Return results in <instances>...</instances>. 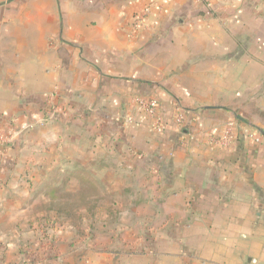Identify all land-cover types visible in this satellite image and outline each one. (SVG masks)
Returning <instances> with one entry per match:
<instances>
[{
	"label": "crops",
	"instance_id": "0c3cea01",
	"mask_svg": "<svg viewBox=\"0 0 264 264\" xmlns=\"http://www.w3.org/2000/svg\"><path fill=\"white\" fill-rule=\"evenodd\" d=\"M231 123L236 142L209 144ZM0 245L17 263L264 264V0H0Z\"/></svg>",
	"mask_w": 264,
	"mask_h": 264
},
{
	"label": "built area",
	"instance_id": "2783aa9c",
	"mask_svg": "<svg viewBox=\"0 0 264 264\" xmlns=\"http://www.w3.org/2000/svg\"><path fill=\"white\" fill-rule=\"evenodd\" d=\"M149 11L148 7H145L142 12L136 17L135 25H138L143 19L144 15ZM134 105L139 113L144 114L150 121V129L156 132H162L165 128V124L162 116L158 111V101L156 98H146L136 96L134 98ZM182 120V116L178 117V121ZM242 136L254 143L260 142L261 138L254 130L246 129L242 132ZM238 140V135L232 130V123L225 130V132L218 136H212L209 138V144L218 146H229ZM27 259V258H26ZM25 258H21L17 264H30ZM0 264H6L4 260L0 259Z\"/></svg>",
	"mask_w": 264,
	"mask_h": 264
},
{
	"label": "rangeland",
	"instance_id": "374dc122",
	"mask_svg": "<svg viewBox=\"0 0 264 264\" xmlns=\"http://www.w3.org/2000/svg\"><path fill=\"white\" fill-rule=\"evenodd\" d=\"M206 7H209V6H206ZM135 110H136V108H135ZM136 112H138L137 110H136ZM139 113V112H138ZM71 187V186H70ZM67 188V187H66ZM57 195L58 196H60L63 200H62V203H61V207H62V210H64V211H66L67 212V214H66V216L68 217V219L69 220H72V221H75L74 219H75V213H76V208H75V195H76V193L73 191V192H69V191H59L58 193H57ZM71 221V222H72ZM5 226H7V225H5ZM9 228H6L5 229V231H7L8 233V236H11V227H12V225H9L8 226ZM63 228V227H62ZM65 230H67V232L65 231ZM63 233H64V235H65V238L63 239V241H64V243L63 244H65V247L66 248H64V249H70V247L73 245V244H75L76 243V240H74V238L73 237H70L72 234H73V231L71 230V229H69V228H67V229H63ZM5 241H4V245L3 246H6V243L7 242H12V239H11V237H8V239H4ZM48 242L50 243V244H52V245H54L53 244V239H48ZM89 242H92V244H91V246H94V247H97V249H101V248H103V247H105V246H103V244L104 243H101V242H93V241H89ZM46 242H42V243H40L41 245H44ZM26 245V244H25ZM23 247V246H22ZM31 247V246H30ZM84 248L85 247H81V246H79V249L78 250H80V249H82V250H84ZM130 248H134L132 245H129V248L128 249H130ZM1 249H2V246L0 245V253H1ZM84 252V251H83ZM85 253H80V252H73V253H71V254H69L67 257H65L64 258V263L65 264H91V263H95L96 261H99V256H98V260H94V262L93 261H91L90 263H88V259H89V257L88 256H86V255H84ZM1 258V257H0ZM65 259H67V261H65ZM154 259V258H153ZM3 260H4V262L6 263V264H17V262L15 261V259H12V260H6V258H4L3 257ZM57 260V261H56ZM55 261L56 262H58V263H60V259H59V257H58V259H56ZM102 261V260H101ZM151 261H154V260H151ZM61 264H63V261L61 260ZM99 264H123V261L121 260V259H119L118 261H117V263H113V259L111 258V256H108L107 257V260L105 259H103V261L102 262H98ZM34 264H44V262H42V261H40V259L38 260L37 259V261L34 263Z\"/></svg>",
	"mask_w": 264,
	"mask_h": 264
},
{
	"label": "trees",
	"instance_id": "16d2710c",
	"mask_svg": "<svg viewBox=\"0 0 264 264\" xmlns=\"http://www.w3.org/2000/svg\"><path fill=\"white\" fill-rule=\"evenodd\" d=\"M64 211V210H63ZM66 212V211H65ZM66 214H67V212H66ZM47 219H45V221H46ZM47 222H49V221H47ZM54 224V223H53ZM52 224V225H53ZM44 225V226H43ZM45 224H42V223H39V228L41 229V231L42 232H45L46 230H45ZM50 247H51V249H54L53 248V245L52 244H50ZM20 255H21V258H27L26 260L27 261H29V263L30 264H34L36 261H37V259H36V254H34V252L31 250V249H27V248H22L21 250H20ZM55 258V257H54ZM54 258H52L51 256L50 257H48L47 258V262H50V260L51 259H54ZM43 259H40V261H42Z\"/></svg>",
	"mask_w": 264,
	"mask_h": 264
}]
</instances>
